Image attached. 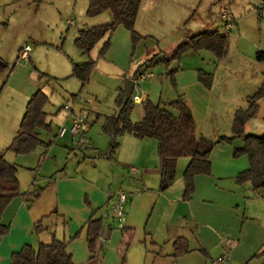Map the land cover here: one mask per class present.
Listing matches in <instances>:
<instances>
[{"label":"rangeland","instance_id":"rangeland-1","mask_svg":"<svg viewBox=\"0 0 264 264\" xmlns=\"http://www.w3.org/2000/svg\"><path fill=\"white\" fill-rule=\"evenodd\" d=\"M258 1L142 0L141 31L134 23L140 40L133 46L130 32L118 25L111 32L105 51L101 53L106 36L87 55L74 44L77 30L109 22L111 16L108 12L88 17V0H0V150L15 134L25 104L36 89L46 94L43 109L47 113L46 119H52L50 132L40 128L42 137L51 135L58 117L66 112L64 105L85 115L89 126L91 123L105 134L100 128L101 116L116 109L114 100L118 86L124 88L128 78L134 80L131 95L141 97L147 94L152 102L160 101L164 107H168L165 102L181 93L190 105L199 130H203L207 138L230 135L233 108L244 107L245 96L254 93L263 79L264 62L254 58L257 49L264 50V3ZM221 4L227 10L229 28L225 27V18L220 15ZM217 28L227 31L226 51L221 57L217 58L211 49L198 47L188 48L179 57L172 58L176 47L190 35ZM24 45L29 47V57L20 58L19 49ZM152 55L155 62L151 65L147 62L142 69L152 71L153 77L134 79L136 67ZM88 58L94 60V65L82 85L70 74L72 62ZM162 58L169 60L158 61ZM174 68L173 85L167 70ZM198 71L212 74L211 88L198 80ZM71 94L76 96L72 98ZM141 111L138 98L131 119L137 120ZM244 132L264 136V100L256 115L247 121ZM71 140L75 144V140ZM242 141L236 137L230 145H240ZM51 144L58 152L54 155L47 149L45 154H48L49 161L41 170L39 167L45 157H39L38 146L29 153L16 154L5 150L4 155L19 157L20 164H24L18 166L19 171L28 170L27 162L34 173L40 172V177L41 174L53 175L62 171L65 161L71 162L73 154L68 149L63 151L59 141ZM239 156L246 157L244 154ZM55 159L61 162L60 165H53ZM67 169L71 171V167ZM23 183L24 179L20 189ZM112 213L114 216L113 210ZM31 234L30 245L36 248L41 234L34 231ZM1 264L12 263L9 259Z\"/></svg>","mask_w":264,"mask_h":264},{"label":"crops","instance_id":"crops-1","mask_svg":"<svg viewBox=\"0 0 264 264\" xmlns=\"http://www.w3.org/2000/svg\"><path fill=\"white\" fill-rule=\"evenodd\" d=\"M142 4L141 0L135 19L139 31ZM138 97L141 102L148 96ZM262 100L258 101V110ZM184 101L192 114L189 103ZM142 114L141 111L137 120ZM192 118L196 135L205 136L193 114ZM70 121L71 116L65 112L58 117L51 135L42 137L39 129L40 137L46 142L38 146L39 157H45L40 170L49 161L45 154L47 149L54 155L58 152L51 144L53 141H59L63 151L68 149L73 154L71 162L65 161L60 172L40 177V172L34 173L27 162L28 170L19 171L18 166L24 165L18 161L19 157L8 158L3 152V157L17 166L19 185L24 179L20 190L36 188L38 194L30 204L24 196L12 199L5 207L1 220L9 223V229L0 237V264L9 260L10 254L23 244L32 245L31 232L37 221L44 227L39 241L48 242L52 235L64 240L74 264H264V187L251 190L247 183H235V174L248 166L246 157L232 155V147L239 144H216L210 154V173L196 175L191 197L183 199L182 171L188 157L176 159L172 184L159 190L161 160L155 139L123 134L114 158L107 160L96 156L95 152L106 147L108 137L91 123L84 134L89 149H82V145L78 148L69 132L58 134L59 126L68 125ZM60 163L55 159L53 165ZM130 167H135L136 171H131ZM119 189L130 192L123 204V228L118 226L111 210ZM91 216L102 220L94 252L87 248L83 227ZM177 237L185 239L188 249L174 255L173 242ZM225 237L232 240L231 245H226ZM127 238L129 243L122 259ZM225 252V261H215Z\"/></svg>","mask_w":264,"mask_h":264},{"label":"trees","instance_id":"trees-1","mask_svg":"<svg viewBox=\"0 0 264 264\" xmlns=\"http://www.w3.org/2000/svg\"><path fill=\"white\" fill-rule=\"evenodd\" d=\"M141 0H88L86 15L96 16L102 12H108L111 16L109 22L98 23L77 30L74 44L84 54H89L91 48L103 37L101 53L109 45V37L118 25L124 26L129 32L133 46L140 40L141 36L134 28L136 15ZM227 31L220 28L209 31H197L190 35L186 41L181 42L172 54L177 58L188 48L205 47L211 49L215 56L221 57L226 51ZM155 55V54H154ZM154 55L140 63L134 70V75L142 69L147 62L153 64ZM257 61L264 62V50L257 49L254 53ZM168 58L158 61L167 62ZM155 62V61H154ZM157 62V61H156ZM94 65V60L88 58L81 62H72L71 75L81 81L83 85ZM174 69L167 70V74L174 85ZM198 80L205 86L211 85L212 74L210 72L198 71ZM115 97L116 109L109 114L101 116L100 128L108 136V142L104 149L96 150V156L112 160L119 147V137L123 134H132L136 137H150L156 141L157 154L160 157L159 190H164L172 184L175 177L176 159L181 156L188 157V161L182 171L183 191L182 198L189 199L194 191V177L198 174H209L211 171L210 152L214 145L220 143H231L234 138H242V143L232 147V155H246L248 166L238 171L234 176L237 185L249 184L251 190L264 187V136L247 134L244 132L247 121L256 115L260 99H264V73L261 84L252 94L245 96L246 105L237 107L233 112L230 135L220 134L215 138H207L204 135H196L192 114L184 101L181 93L166 103L152 102L145 97L140 105L142 117L132 120L130 117L134 101L132 95L123 102L124 88L118 87ZM72 98L75 94H71ZM47 100L46 94L36 89L25 104L23 115L19 121L16 134L9 144L0 151V237L8 232V224L1 220L2 213L7 204L16 197H24L30 204L38 194V189L33 188L21 191L17 178V166L3 157L5 150L14 153H29L36 146L46 142L40 137L39 129L51 131L50 122L46 120L47 113L43 105ZM98 118V115H96ZM82 149H89L87 143ZM78 148L81 149V146ZM102 226L99 217H89L84 228L86 232V243L89 251L94 252L97 238ZM44 227L41 221L33 224V231L39 233ZM123 228V227H122ZM129 243V238L124 241V250ZM67 243L57 239L53 235L50 241H39L36 248L29 243L23 244L19 250L10 254L12 264H74ZM173 254L187 251V244L183 237H177L173 242ZM93 260V258H91ZM90 259V260H91ZM91 260V261H92ZM89 264V263H88ZM91 264H96L92 263Z\"/></svg>","mask_w":264,"mask_h":264},{"label":"built area","instance_id":"built-area-1","mask_svg":"<svg viewBox=\"0 0 264 264\" xmlns=\"http://www.w3.org/2000/svg\"><path fill=\"white\" fill-rule=\"evenodd\" d=\"M259 4H263L264 0H259ZM220 15L222 18H225V27L229 28V23L227 21V10L226 8L221 4L220 5ZM71 23V22H70ZM19 57L20 58H27L29 57V47L28 45H24L19 49ZM153 77L152 71H147L146 69L139 70L136 74L134 79H140L144 80L145 78H151ZM139 97L137 95H132V100L134 102L137 101ZM64 108L66 109V112L71 116V121L68 125L61 124L58 128V134L62 135L65 132H69L72 139L75 140V144L77 146H81L85 143V137L84 132L86 128L89 126V121L87 120L86 116L81 113H74L72 112V106L64 105ZM131 171H136L135 167H130ZM130 194L129 191H126L124 189H119L115 193V198L113 199L111 203V208L114 212V216L117 219L118 226L120 228L123 227L124 224V208L123 204L126 201L127 196ZM223 241L226 243V245H231L232 240L228 237H225ZM227 258V253H223L220 256H217L215 258V261H225Z\"/></svg>","mask_w":264,"mask_h":264},{"label":"water","instance_id":"water-1","mask_svg":"<svg viewBox=\"0 0 264 264\" xmlns=\"http://www.w3.org/2000/svg\"><path fill=\"white\" fill-rule=\"evenodd\" d=\"M133 86H134V80L132 78H128L124 86L123 102H126L127 99L131 96Z\"/></svg>","mask_w":264,"mask_h":264}]
</instances>
